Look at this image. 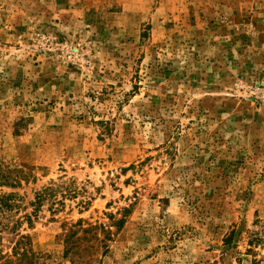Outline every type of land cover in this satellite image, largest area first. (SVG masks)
I'll return each mask as SVG.
<instances>
[{"label":"rangeland","instance_id":"obj_1","mask_svg":"<svg viewBox=\"0 0 264 264\" xmlns=\"http://www.w3.org/2000/svg\"><path fill=\"white\" fill-rule=\"evenodd\" d=\"M0 175V264H264V0H0Z\"/></svg>","mask_w":264,"mask_h":264},{"label":"trees","instance_id":"obj_2","mask_svg":"<svg viewBox=\"0 0 264 264\" xmlns=\"http://www.w3.org/2000/svg\"><path fill=\"white\" fill-rule=\"evenodd\" d=\"M0 179H3V185H8L11 187H17L18 185H20V181L18 180V177H10L7 175H0ZM55 182H50V184L48 186H45L41 191H38L35 193V198L34 201L31 203L32 205H36L34 212L37 213V209L39 206H42V203L44 201H48L50 203V211L52 212L53 215H56V213H58L61 208H63L65 206V201L64 198L65 197H74V195H72L71 193L68 194H64L62 196L59 195V191L54 188ZM64 192V191H62ZM60 196V197H59ZM16 194L15 193H0V215L4 214V217L9 215L10 211H12L16 206ZM82 203V202H80ZM84 204V203H82ZM32 215L33 213L30 214H25L24 215V219H26L27 221L31 222L32 221ZM9 217V216H8ZM3 218L2 216H0V219ZM2 220V219H1ZM0 220V222H2ZM2 224V229H10L13 230L15 227H10L9 224H5V223H0ZM82 223L81 222H77L75 224V226H80ZM117 225L121 226L122 225V220H119L117 222ZM22 238H25L24 236H22ZM31 252V249H27L24 248V251H22V255H26L28 253Z\"/></svg>","mask_w":264,"mask_h":264}]
</instances>
